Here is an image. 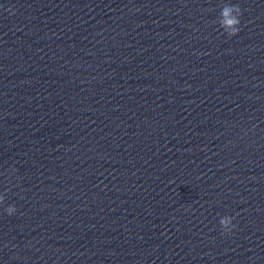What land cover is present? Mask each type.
Here are the masks:
<instances>
[{
  "label": "water",
  "instance_id": "1",
  "mask_svg": "<svg viewBox=\"0 0 264 264\" xmlns=\"http://www.w3.org/2000/svg\"><path fill=\"white\" fill-rule=\"evenodd\" d=\"M0 194V264H264V0H0Z\"/></svg>",
  "mask_w": 264,
  "mask_h": 264
},
{
  "label": "clouds",
  "instance_id": "2",
  "mask_svg": "<svg viewBox=\"0 0 264 264\" xmlns=\"http://www.w3.org/2000/svg\"><path fill=\"white\" fill-rule=\"evenodd\" d=\"M242 15L241 8L238 4L225 3L219 13V25L229 37L235 36L239 31L241 21L239 17ZM5 196L0 194V204H3ZM4 211L9 215L17 212L15 205H8ZM234 216L224 215L220 218L219 224L221 226L222 234L230 233L237 225L233 224Z\"/></svg>",
  "mask_w": 264,
  "mask_h": 264
}]
</instances>
